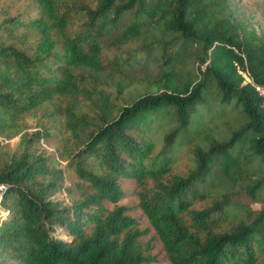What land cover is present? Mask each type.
<instances>
[{
    "label": "trees",
    "instance_id": "obj_1",
    "mask_svg": "<svg viewBox=\"0 0 264 264\" xmlns=\"http://www.w3.org/2000/svg\"><path fill=\"white\" fill-rule=\"evenodd\" d=\"M35 2L37 17L0 19V136L19 135L13 148L0 141V264H152L130 206H105L124 197L120 178L142 187L138 207L171 264H264V33L237 0ZM154 61L145 89L129 85ZM208 98L241 124L223 130L212 116L204 141L180 144ZM39 108L63 117L65 166L33 148L49 128L22 130ZM191 142L193 166L172 174ZM237 185L262 207L216 231L244 210ZM207 191L218 199L192 209Z\"/></svg>",
    "mask_w": 264,
    "mask_h": 264
},
{
    "label": "rangeland",
    "instance_id": "obj_2",
    "mask_svg": "<svg viewBox=\"0 0 264 264\" xmlns=\"http://www.w3.org/2000/svg\"><path fill=\"white\" fill-rule=\"evenodd\" d=\"M94 0H82V3L87 4L91 3ZM237 4L239 6V18L243 20H248L252 22L260 31L264 33V0H237ZM39 15L38 10L36 9L35 0H0V19L5 17H15L20 16L23 19L37 17ZM71 30L74 29V25L70 26ZM35 36L30 32L28 34V39L24 43V45H29L35 43ZM157 69L156 62H152L150 65V76L140 75V76H131L128 80L130 82L129 85H139L140 89L143 90L145 87L143 85H147L152 82L150 78L155 73ZM160 86H158V89ZM69 101V98H66L63 101H60L61 104H66ZM208 105L206 108L208 109L202 112H196L192 114V117L189 122V126L187 127V132L180 140V144L183 141V144L188 143L194 136L197 135L199 128H201L205 121L210 120V117L214 116L213 122L216 126H221L222 129L225 130L227 128L232 129L234 124L236 126L241 124L240 121H236V112L229 107L225 108L218 99L216 98H208ZM51 107L48 108L50 110ZM233 111V112H232ZM45 109L39 108L34 111H31L27 114L22 115L19 118L20 125L22 126L23 131L33 132L39 129L42 126L49 128L51 133L50 137L46 141H40L39 143H33V148L39 152H44L45 154H49L50 156L55 157L59 160L62 166H65V161L62 159L61 152L66 144H70L69 136L64 133L63 127V117L62 115L48 117L45 116ZM235 119V121H232ZM216 130V129H215ZM22 131V132H23ZM19 135L14 136L12 138H7L5 136H0L1 144L13 148L18 141ZM197 141H204L203 135L196 136ZM73 146H76V143H73ZM196 147L195 142H191L186 145V147L180 149L178 151V157L175 159L173 164L171 173L172 174H185L188 170L193 166L194 161V149ZM68 180L70 179V175L67 176ZM72 179H75L74 176ZM119 184L124 192V197L120 199L117 203L106 202L105 206L107 210H111L115 205H124L130 206L127 209V214L131 217L135 218L138 224V227L141 230H147V234L140 237L142 253L146 257V259L151 258L152 264H171L167 258L166 252L163 248L162 242L157 237L154 230L150 227L148 219L143 211L138 207V193L142 190V187L137 184L135 180L131 179H119ZM147 187L152 185L151 180H147L145 183ZM244 185V182H242ZM234 194L232 197L233 202H239L244 206V210L242 213L237 214H229L221 221L216 228V231H228L237 221L239 217H244L248 213L253 217L256 213L261 209L262 205L259 199H254L245 193L244 189L239 187V185L233 188ZM205 198L195 200L192 205V209H202L206 206L211 205L214 200L217 198L214 195V192H204ZM55 197L60 200H64L65 203L68 202L69 196L65 191H59L55 194ZM218 199V198H217ZM58 232H62L58 230ZM144 263H148L145 260Z\"/></svg>",
    "mask_w": 264,
    "mask_h": 264
},
{
    "label": "built area",
    "instance_id": "obj_3",
    "mask_svg": "<svg viewBox=\"0 0 264 264\" xmlns=\"http://www.w3.org/2000/svg\"><path fill=\"white\" fill-rule=\"evenodd\" d=\"M247 81H249V79L246 77ZM256 90L258 91V93L263 97L264 100V88L261 86H255Z\"/></svg>",
    "mask_w": 264,
    "mask_h": 264
}]
</instances>
